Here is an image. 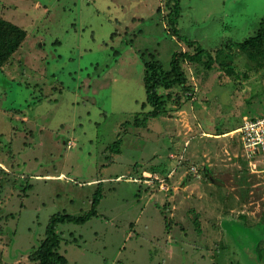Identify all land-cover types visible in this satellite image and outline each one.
Masks as SVG:
<instances>
[{"label": "rangeland", "instance_id": "374dc122", "mask_svg": "<svg viewBox=\"0 0 264 264\" xmlns=\"http://www.w3.org/2000/svg\"><path fill=\"white\" fill-rule=\"evenodd\" d=\"M165 4L0 0L26 32L0 68V264H37L49 218L85 215L98 191L95 217L56 226L68 264H264V175L236 134L264 115V58L236 45L264 0H180L175 28ZM198 47L211 68L184 62L185 86L157 89L166 114L147 116L145 65ZM171 154L168 191L138 182Z\"/></svg>", "mask_w": 264, "mask_h": 264}, {"label": "trees", "instance_id": "16d2710c", "mask_svg": "<svg viewBox=\"0 0 264 264\" xmlns=\"http://www.w3.org/2000/svg\"><path fill=\"white\" fill-rule=\"evenodd\" d=\"M165 8L168 10L166 15L168 28L176 27L177 18L179 17V3L180 0H165ZM170 34V29L168 31ZM264 18L260 24V30L254 36L244 39L236 43L239 51L246 54L249 62L256 63L260 58H264L263 44L264 40ZM26 38V32L14 25L13 23L0 18V68L8 62L14 53L17 52L21 44ZM205 58V61L202 59ZM186 63H202L206 69H210L212 59L210 54L198 47L193 54L186 52H177L172 55L170 62V70L164 71L161 64L150 63L145 65L144 88L146 94V103L152 106L153 110L147 113L152 119H156L166 114V103L162 97L157 94V89L162 88L166 91H171L174 87H184L187 79L183 70L182 64ZM169 97V95H167ZM146 113L144 114V116ZM137 119L133 121V125L140 127L142 123H136ZM115 143L114 146H120L121 141ZM112 146V145H111ZM159 167L160 170L157 174L164 178L168 171L165 168ZM143 177V175H142ZM98 195L94 196L91 202V209L81 217H75L66 214H56L49 218V222L45 229V238L38 246V248L30 254V260L37 264H68L67 260L58 253L59 237L56 234V226L60 224H74L83 225L96 215V207L99 204L100 197L102 196L99 191ZM264 253V252H263ZM263 258V256H261Z\"/></svg>", "mask_w": 264, "mask_h": 264}, {"label": "built area", "instance_id": "2783aa9c", "mask_svg": "<svg viewBox=\"0 0 264 264\" xmlns=\"http://www.w3.org/2000/svg\"><path fill=\"white\" fill-rule=\"evenodd\" d=\"M236 134L240 135L246 158L252 161L249 164L250 167L256 170V166L260 163L262 168L259 173L264 175V115L254 119H243L241 126L236 129ZM169 157L177 161V167L182 164V155L171 154ZM256 157H259V160H255ZM177 167L164 178L159 179L156 176L144 175V178L138 182L150 184L157 180L159 182V189L161 191H168L166 180L172 177Z\"/></svg>", "mask_w": 264, "mask_h": 264}, {"label": "crops", "instance_id": "0c3cea01", "mask_svg": "<svg viewBox=\"0 0 264 264\" xmlns=\"http://www.w3.org/2000/svg\"><path fill=\"white\" fill-rule=\"evenodd\" d=\"M260 117H261V116H260ZM180 155H181V154H180ZM183 160H184V159H183ZM183 160H182V162H183ZM179 167H180V166H179ZM179 167H177V169H178ZM173 169H174V168H173ZM173 169L169 170L167 174H169ZM177 169H176V170H177ZM176 170H175V172H174L173 174L176 173ZM257 172H260V170H258ZM167 174H166V175H167ZM260 174H262V173H260ZM172 176H173V175H172ZM261 176H262V175H261ZM171 178H172V177H171ZM171 178H170V179H167V180H166V183H168L169 181H171ZM139 180H141V179H139ZM136 181H137V180H136ZM132 182H135V180H132ZM143 184H144V183H143ZM170 188H171V186H168V190H169ZM174 189H176V188L173 187L172 190H174ZM137 222H139V221L137 220L136 223H137Z\"/></svg>", "mask_w": 264, "mask_h": 264}]
</instances>
